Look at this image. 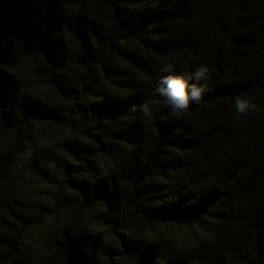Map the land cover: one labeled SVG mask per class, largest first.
Returning a JSON list of instances; mask_svg holds the SVG:
<instances>
[{
    "label": "trees",
    "instance_id": "trees-1",
    "mask_svg": "<svg viewBox=\"0 0 264 264\" xmlns=\"http://www.w3.org/2000/svg\"><path fill=\"white\" fill-rule=\"evenodd\" d=\"M169 62L212 77L179 118L154 93ZM68 214L109 225L101 257L29 242ZM161 223L207 237L155 244ZM0 264H264V0H0Z\"/></svg>",
    "mask_w": 264,
    "mask_h": 264
},
{
    "label": "rangeland",
    "instance_id": "rangeland-1",
    "mask_svg": "<svg viewBox=\"0 0 264 264\" xmlns=\"http://www.w3.org/2000/svg\"><path fill=\"white\" fill-rule=\"evenodd\" d=\"M26 68L25 64L18 67L22 76L26 75ZM38 127L39 129H36L38 139L47 142H53L64 134H73L72 131L60 127L53 128L42 125ZM75 134H79V131H76ZM18 165V171L28 175L21 166V161ZM31 178H27V180L32 181ZM146 234L148 239L155 244H174L183 248L192 246L197 241L207 237V233L199 225L185 223H161L151 227L147 225ZM28 238L30 243H37L38 245L41 242L46 245L48 239L54 238L60 241L59 245L61 246L73 248L75 245V247L82 248L92 255L101 257L103 249L100 246L113 241V232L109 225L101 223L92 214H89L88 217L85 214H68L67 216L60 215L58 218L50 216L45 224L32 229Z\"/></svg>",
    "mask_w": 264,
    "mask_h": 264
},
{
    "label": "clouds",
    "instance_id": "clouds-1",
    "mask_svg": "<svg viewBox=\"0 0 264 264\" xmlns=\"http://www.w3.org/2000/svg\"><path fill=\"white\" fill-rule=\"evenodd\" d=\"M158 85L154 93L162 97V103L166 106L171 114L179 118L182 114L189 111L190 106L201 104L204 94L209 90L208 81L211 80L210 69L207 65L197 67L187 76L177 74L174 63H164L157 73ZM157 100H144L139 105H133L131 112H139L141 118L146 122H151L154 117V106ZM235 111L238 116H247L258 111V107L250 98H235ZM22 155L31 159L33 151L31 147L24 150Z\"/></svg>",
    "mask_w": 264,
    "mask_h": 264
}]
</instances>
